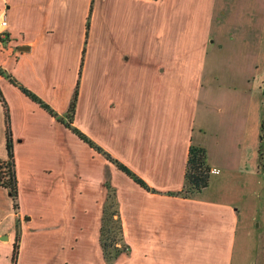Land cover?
Segmentation results:
<instances>
[{"label": "crops", "instance_id": "1", "mask_svg": "<svg viewBox=\"0 0 264 264\" xmlns=\"http://www.w3.org/2000/svg\"><path fill=\"white\" fill-rule=\"evenodd\" d=\"M5 5L0 89L19 206L0 185V264H12L17 234V264H107L99 242L106 169L131 248L114 264H234L241 215L234 191L241 172L249 189L259 132L251 71L222 73L215 58L220 49L245 63L255 55L264 0H0V12ZM7 75L63 118L79 81L73 124L156 191ZM6 144L0 98L1 159ZM192 144L207 149L219 172L191 197L170 194L185 184Z\"/></svg>", "mask_w": 264, "mask_h": 264}, {"label": "trees", "instance_id": "2", "mask_svg": "<svg viewBox=\"0 0 264 264\" xmlns=\"http://www.w3.org/2000/svg\"><path fill=\"white\" fill-rule=\"evenodd\" d=\"M0 75H6V73L0 68ZM11 82L18 85L19 88L31 99L39 103L43 108L48 110L52 115L59 118L60 121L65 123L75 134H77L83 141L88 143L92 148L102 153L108 160L117 165L119 169L129 175L135 182L141 185L143 188L156 191L152 189L143 178L134 173L124 163L113 157L102 146L97 144L92 138H90L85 132L79 129L73 124L75 110L79 95V81L75 88L73 97L71 99L68 111L65 117H59L55 110L39 96L26 88L24 85L19 84L13 77L7 75ZM0 98L4 103L6 109L7 119V158H0V185L9 189L11 196L14 200L15 208H18V178L16 174L14 142L12 137V130L10 127V115L6 100L0 89ZM264 127V123L262 124ZM212 175L211 166L208 163L207 149L203 146L192 144L189 149V155L187 159L186 172H185V184L183 188L177 192H169L170 194H180L187 197L193 196L195 193L202 191L209 186ZM105 187L108 190L106 200L103 206L102 223L100 228L99 242L102 248L103 257L107 264H114L123 254L130 253V246L125 240L123 221L120 213V204L117 197L116 188L107 180L105 181ZM19 241L20 236L17 234L14 244V253L12 257V264H17L19 257Z\"/></svg>", "mask_w": 264, "mask_h": 264}, {"label": "rangeland", "instance_id": "3", "mask_svg": "<svg viewBox=\"0 0 264 264\" xmlns=\"http://www.w3.org/2000/svg\"><path fill=\"white\" fill-rule=\"evenodd\" d=\"M254 53L255 55L250 54L246 63L241 58L237 59L234 49H220L218 59L213 54L216 60L215 65L220 68L222 73H232L231 67L240 71L245 66L251 71L252 87H254L253 113L258 123L257 131L259 132L257 135L255 130L256 155L254 168L251 170L252 174L250 173L249 178V191L239 182L244 177L242 172L238 177V185L235 184L234 192L238 202L237 206L241 209V215L238 230L239 244L234 264H264V127H262L264 123V33L262 38L257 40ZM107 180L116 188L119 200L118 187L115 186L113 174L108 169L105 170L104 185ZM95 191V196L98 197L97 189ZM103 191L104 195L99 202L106 200L108 190L105 187ZM82 192L88 193L89 191L82 190ZM99 192L102 193L101 190Z\"/></svg>", "mask_w": 264, "mask_h": 264}, {"label": "built area", "instance_id": "4", "mask_svg": "<svg viewBox=\"0 0 264 264\" xmlns=\"http://www.w3.org/2000/svg\"><path fill=\"white\" fill-rule=\"evenodd\" d=\"M6 4V1H5ZM6 5L0 12V41L5 40L9 37V20L6 12ZM212 172H219V170H212Z\"/></svg>", "mask_w": 264, "mask_h": 264}]
</instances>
